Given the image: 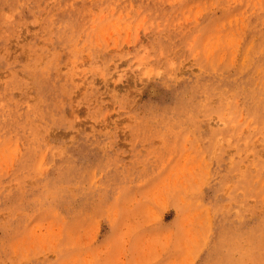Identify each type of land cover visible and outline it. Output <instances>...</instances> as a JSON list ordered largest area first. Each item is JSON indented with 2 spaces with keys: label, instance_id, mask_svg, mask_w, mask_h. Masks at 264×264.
<instances>
[{
  "label": "rangeland",
  "instance_id": "374dc122",
  "mask_svg": "<svg viewBox=\"0 0 264 264\" xmlns=\"http://www.w3.org/2000/svg\"><path fill=\"white\" fill-rule=\"evenodd\" d=\"M0 264H264V0H0Z\"/></svg>",
  "mask_w": 264,
  "mask_h": 264
}]
</instances>
